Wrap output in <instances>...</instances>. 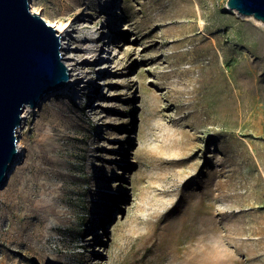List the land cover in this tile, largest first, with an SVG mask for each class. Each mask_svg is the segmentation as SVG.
I'll list each match as a JSON object with an SVG mask.
<instances>
[{"label": "rangeland", "instance_id": "obj_1", "mask_svg": "<svg viewBox=\"0 0 264 264\" xmlns=\"http://www.w3.org/2000/svg\"><path fill=\"white\" fill-rule=\"evenodd\" d=\"M123 4L31 1L68 24L73 82L24 111L0 264H264V23L227 0Z\"/></svg>", "mask_w": 264, "mask_h": 264}, {"label": "water", "instance_id": "obj_2", "mask_svg": "<svg viewBox=\"0 0 264 264\" xmlns=\"http://www.w3.org/2000/svg\"><path fill=\"white\" fill-rule=\"evenodd\" d=\"M32 0H0V188L19 156V129L24 111L67 86L70 67L62 35ZM242 16L264 23V0H227Z\"/></svg>", "mask_w": 264, "mask_h": 264}, {"label": "bare ground", "instance_id": "obj_3", "mask_svg": "<svg viewBox=\"0 0 264 264\" xmlns=\"http://www.w3.org/2000/svg\"><path fill=\"white\" fill-rule=\"evenodd\" d=\"M127 0H124V5H126ZM234 12L237 13L236 10L232 9ZM33 11L35 12H39V9L35 6H33ZM122 14V13H121ZM255 20H257L258 22L263 23L261 20L257 19L254 17ZM50 22V21H49ZM51 23V22H50ZM56 27V26H55ZM57 31L61 34H63L62 36V43H63V54H64V58L68 64V66L70 67V73L71 76H73V72H71V70H73V67L71 66V64L68 62V60H72L73 57H71V54H68L66 52H70L71 53V42H70V35H71V31L68 29V24L67 23H60L57 27ZM107 45V44H106ZM106 52V51H105ZM108 52H106L107 54ZM105 60V59H104ZM231 79L233 82V94H232V101L230 102V111L232 113V117H234V119H236V116L239 115L241 118H244L249 110V106L247 104V101L245 100V87H240L239 83L237 81V78L234 75H231ZM73 82V77L70 78L67 86H65L64 88H62V90L67 89L70 84ZM257 107H256V111L259 114V118L260 119H264V89H262L261 91H259L257 93ZM262 176L264 174V169H262ZM114 255H118L119 254H108L106 255V257L108 258H112ZM99 262V261H98Z\"/></svg>", "mask_w": 264, "mask_h": 264}, {"label": "trees", "instance_id": "obj_4", "mask_svg": "<svg viewBox=\"0 0 264 264\" xmlns=\"http://www.w3.org/2000/svg\"><path fill=\"white\" fill-rule=\"evenodd\" d=\"M119 264H127L126 262L124 261H120Z\"/></svg>", "mask_w": 264, "mask_h": 264}]
</instances>
